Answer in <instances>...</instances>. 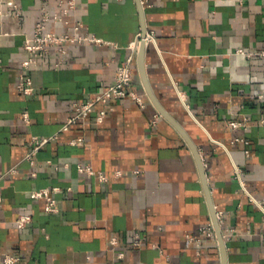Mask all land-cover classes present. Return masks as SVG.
Returning <instances> with one entry per match:
<instances>
[{"label": "crops", "instance_id": "obj_1", "mask_svg": "<svg viewBox=\"0 0 264 264\" xmlns=\"http://www.w3.org/2000/svg\"><path fill=\"white\" fill-rule=\"evenodd\" d=\"M59 1L0 0V251L19 256V264H223L215 216L226 264H264V56L235 53L264 51V0H140L142 9L137 0H76L70 25L79 21L84 34L104 43L67 44L64 54L52 49L29 72L33 92L21 95L24 40L40 7L59 13ZM147 34L148 86L196 147L205 179L143 84L137 55ZM137 40L130 89L141 104L131 97L97 103L62 130L72 103L112 83ZM33 138L48 140L31 164ZM43 187H57L58 212L31 198ZM20 214L31 217L23 228L15 225ZM207 224L214 237L198 233Z\"/></svg>", "mask_w": 264, "mask_h": 264}, {"label": "built area", "instance_id": "obj_2", "mask_svg": "<svg viewBox=\"0 0 264 264\" xmlns=\"http://www.w3.org/2000/svg\"><path fill=\"white\" fill-rule=\"evenodd\" d=\"M9 6L13 10V14L15 18H20L21 8L15 2H8ZM60 11L51 12L46 6L40 7V16L38 21L34 24L32 33L30 36H27L24 40L23 49L26 53V57L21 61V69L22 72L19 75V80L16 85L17 91L21 95H30L33 92V85L31 77L29 76V72L35 69L39 61L44 58L52 49H55L58 53H65V46L67 44H80L83 42L89 43H104L100 38L84 34L82 32V24L77 21L74 24L70 25L66 16H68L72 11L76 8V0H60L59 1ZM2 18L0 12V20ZM53 27H63L64 32L58 33L52 29ZM153 40L152 34H147L144 37L145 42H149ZM139 40L131 43L130 49L132 54L128 56L126 63L119 66L116 70L114 80L110 83L105 89L97 92L93 99L72 103V107L74 109V115L71 116L66 123H64L61 127L62 130H67L69 125L75 123L79 118L84 115L90 113L94 106L97 103H101L102 105H108L110 101H115L122 99L124 97H131L139 104H141L140 97L130 89L133 74L131 69V60L133 59V53L136 51L138 47ZM237 54L245 55L246 57L252 56H264V51H243L242 49H237L235 51ZM61 63L59 60L56 64ZM112 107L107 106L105 109H101L96 117L98 122H101L106 112L110 110ZM24 119H28L26 113L23 114ZM156 117V116H155ZM264 124V119L262 120ZM229 126L232 128H240L242 123L239 121H230ZM48 139H37L33 138L31 141L32 150L28 153L27 159L31 164L34 163L33 154L34 152L41 147L43 144L47 142ZM80 140V139H79ZM245 144L248 142L244 141ZM248 153V150H245ZM77 170L79 172L86 173L90 176H97L100 180L105 181L106 177L101 172L94 171L90 166L86 165H78ZM34 174V173H33ZM235 177L241 181V172L237 167L234 168ZM57 187H43L39 189H33L30 192L31 198L34 199H44V211L47 213H56L58 212V205L56 199L52 196V192L56 191ZM0 203H1V193H0ZM31 221V217L27 214H20L15 219V225L18 228H23L27 223ZM198 233L200 235L214 237V228L212 224H207L203 227L199 228ZM186 239L188 242L199 246L201 244V239L196 235H186ZM111 244H116V240L114 238L111 239ZM133 245L135 247H140L142 245V241L138 235H134L133 237ZM117 256L121 258L123 256L122 253H118ZM20 257L13 254L2 253L0 251V264H19Z\"/></svg>", "mask_w": 264, "mask_h": 264}, {"label": "water", "instance_id": "obj_3", "mask_svg": "<svg viewBox=\"0 0 264 264\" xmlns=\"http://www.w3.org/2000/svg\"><path fill=\"white\" fill-rule=\"evenodd\" d=\"M140 8L142 9V6H141V3H140V0H137ZM144 47H145V41H144V36H141V41H140V46H139V52H138V55H137V64H138V67H139V71H140V75H141V78H142V81H143V84L152 100V102L154 103V105L156 106V108L158 109V111L166 118L168 119L170 122H172L178 129L179 131L182 133V135L184 136V138L186 139V141L188 142L189 146L191 147L193 153L195 154L196 156V159H197V162L199 164V168H200V171H201V175L203 177V179H205V174H204V169H203V165H202V162H201V159L199 157V154H198V151L196 149V147L193 145V143L189 140V138L186 136V134L177 126V124L173 121V119L171 117H169L167 115V113L161 108V106L158 104V102L155 100V98L153 97V94L151 93L150 91V88L148 86V83H147V79H146V76H145V71H144ZM213 221H214V226H215V230H216V234H217V238L219 240V243H220V247H221V251H222V256H223V264H226V259H225V245H224V241L222 239V235H221V231H220V228H219V224H218V221H217V218L214 216L213 218Z\"/></svg>", "mask_w": 264, "mask_h": 264}]
</instances>
